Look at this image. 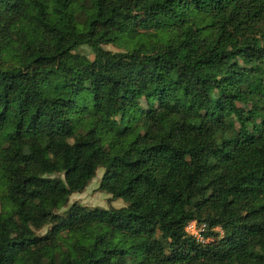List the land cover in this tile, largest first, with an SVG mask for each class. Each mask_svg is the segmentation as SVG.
<instances>
[{
  "label": "trees",
  "instance_id": "16d2710c",
  "mask_svg": "<svg viewBox=\"0 0 264 264\" xmlns=\"http://www.w3.org/2000/svg\"><path fill=\"white\" fill-rule=\"evenodd\" d=\"M0 264H264V0H0Z\"/></svg>",
  "mask_w": 264,
  "mask_h": 264
},
{
  "label": "rangeland",
  "instance_id": "374dc122",
  "mask_svg": "<svg viewBox=\"0 0 264 264\" xmlns=\"http://www.w3.org/2000/svg\"><path fill=\"white\" fill-rule=\"evenodd\" d=\"M109 49L115 50L113 46H106ZM80 53H85L89 58H92L93 54L91 50L87 46H82L80 48ZM103 173V168H98L96 171V175L90 180L87 186L83 189V191L79 193H73L69 197V201L67 206L73 202L80 203L89 208L92 207H101V208H109V207H121L124 205V202L121 198H116L114 200L111 199L110 195L102 192L98 189L99 181L101 175ZM62 208L61 210H64ZM190 223V222H189ZM187 224V229H189L195 235L197 233V228L192 226L191 224ZM48 226H45L41 230L37 231L39 234H43L47 231Z\"/></svg>",
  "mask_w": 264,
  "mask_h": 264
},
{
  "label": "built area",
  "instance_id": "2783aa9c",
  "mask_svg": "<svg viewBox=\"0 0 264 264\" xmlns=\"http://www.w3.org/2000/svg\"><path fill=\"white\" fill-rule=\"evenodd\" d=\"M192 226H194L195 228H197V233L194 235L193 232H191L189 229H187V226L185 227V230L191 234L193 237H195L198 241L205 243L208 239L204 238L203 235H201V232L204 230V224H202L201 226H197V224L195 223V221H190V223Z\"/></svg>",
  "mask_w": 264,
  "mask_h": 264
}]
</instances>
